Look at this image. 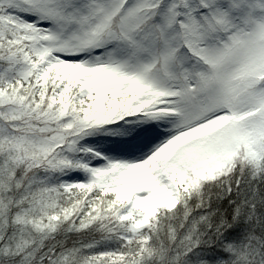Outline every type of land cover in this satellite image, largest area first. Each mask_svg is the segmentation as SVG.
<instances>
[{
    "label": "snow or ice",
    "instance_id": "6c2138e0",
    "mask_svg": "<svg viewBox=\"0 0 264 264\" xmlns=\"http://www.w3.org/2000/svg\"><path fill=\"white\" fill-rule=\"evenodd\" d=\"M0 264H264V0H0Z\"/></svg>",
    "mask_w": 264,
    "mask_h": 264
}]
</instances>
